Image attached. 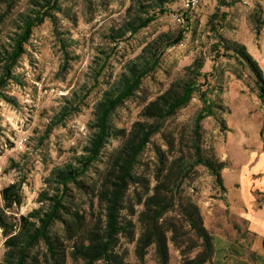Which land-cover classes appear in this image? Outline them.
<instances>
[{"label": "rangeland", "instance_id": "obj_1", "mask_svg": "<svg viewBox=\"0 0 264 264\" xmlns=\"http://www.w3.org/2000/svg\"><path fill=\"white\" fill-rule=\"evenodd\" d=\"M40 2L44 0H0V55L13 48V38L21 31L19 15L40 9ZM132 2L60 0L59 8L51 10L54 17H46L33 28L26 53L14 68L17 79L3 89L6 97H0V189L21 182L24 202L15 210L17 216L38 207L39 193L53 167L84 152L94 105L109 83L159 33L176 35L184 31L179 44L163 49L158 66L144 78L141 88L115 109L111 125L128 133L143 118L140 113L146 104L172 82L194 78L195 63L203 64L193 97L163 122L160 132L152 136L138 158L134 169L137 178L126 189L119 212V224L126 229L119 233L116 246L130 264H158L155 244L141 258L136 253V239L147 198L162 183L161 193L168 208L160 223L168 241V264H191L202 250V239L190 228L179 203L181 198H191L204 206L205 201L218 197L221 188L204 165L196 166L181 186H174L173 178L167 177L169 164L175 159L194 161L196 145L215 149L213 129L223 130L226 117L234 116L237 107L245 106L252 114L264 105L260 97L264 93V0H202L195 11L185 13L184 25L171 16L178 4H168V11L148 26L120 39L123 47L118 50L110 33L122 28ZM220 37L245 44L262 69L263 78L259 79L241 57L226 49ZM201 94L215 103L218 120L212 116L203 119L199 136L195 117L203 106ZM64 105L72 107L73 112L59 120ZM123 140V136L109 137L99 160L88 172L85 180L90 187L95 185V191ZM74 193L87 224L104 226L106 211L95 194L91 190ZM56 228L63 232L60 225ZM5 239L0 228V263ZM69 264H74L71 259Z\"/></svg>", "mask_w": 264, "mask_h": 264}, {"label": "trees", "instance_id": "obj_2", "mask_svg": "<svg viewBox=\"0 0 264 264\" xmlns=\"http://www.w3.org/2000/svg\"><path fill=\"white\" fill-rule=\"evenodd\" d=\"M59 1L44 0L40 2V9L19 15L21 31L16 32L13 38L15 41L13 48L0 55V97H6L3 89L12 79H17L14 68L26 53L25 45L29 42L33 28L41 24L46 17H54L51 10L59 8ZM180 1L151 0V3L147 4L141 0H133L122 28L110 33L112 42L127 37L129 33L130 36L137 33L159 14L167 12L168 4L173 6ZM183 38L184 31L176 35L161 32L147 43L135 59L126 63L124 71L109 83L94 105V117L89 123L91 133L84 152L75 156L72 161L53 167L50 175L45 178L46 186L39 193L38 207L27 214L17 216L18 212L15 210L24 202L21 182L15 181L0 189V228L6 238L0 264H69V259L74 264H130L124 253L116 251L118 235L121 230L126 229L124 225L119 224L118 219L124 193L137 178L134 172L135 165L152 136L160 132L163 122L185 105L198 89L197 79L202 75L203 64L198 61L195 63L197 68L194 70V78L172 82L169 88L146 104L140 113L143 118L137 120L128 133L114 129L111 125V116L118 106L141 88L144 78L155 70L163 49L179 44ZM220 42L225 44L226 49L241 57L259 79L263 78L262 69L248 52L245 44L224 41L222 37ZM260 97L264 100V93H261ZM201 99L203 106L195 117V131L199 136L203 129V119L212 116L218 120L217 111L214 109L215 103L204 94H201ZM71 109L72 107L64 105L59 120L70 115L73 112ZM112 135L123 136L124 140L112 154L108 171L95 191V185L90 187L85 178L99 160L108 138ZM194 152L196 157L194 161L184 162L175 159L169 164L167 177L173 178V185L181 186L196 166L204 165L224 191L226 188L221 171L227 163L218 157L214 148L205 149L201 145H196ZM89 190L104 205L106 211L105 224L100 228L89 226L78 208L79 203L74 191L80 195L89 193ZM161 192L162 183L156 185L155 193L147 198L146 210L141 213L142 228L136 239V253L143 258L148 247L155 244L157 263L168 264L170 260L168 241L160 223V218L168 208V201ZM181 199L179 206L186 221L202 239V250L191 264H205L211 261L214 253L213 237L204 224L198 203L191 198ZM57 225L63 228V232L59 233ZM173 242L176 245L174 236Z\"/></svg>", "mask_w": 264, "mask_h": 264}, {"label": "crops", "instance_id": "obj_3", "mask_svg": "<svg viewBox=\"0 0 264 264\" xmlns=\"http://www.w3.org/2000/svg\"><path fill=\"white\" fill-rule=\"evenodd\" d=\"M264 105L250 114L237 107L226 128L213 129L225 186L199 205L211 232V264H264Z\"/></svg>", "mask_w": 264, "mask_h": 264}, {"label": "built area", "instance_id": "obj_4", "mask_svg": "<svg viewBox=\"0 0 264 264\" xmlns=\"http://www.w3.org/2000/svg\"><path fill=\"white\" fill-rule=\"evenodd\" d=\"M201 1L202 0H181L178 3V9L171 12L173 20L179 25H184L186 23L185 13L195 11L199 7ZM128 37H130V33ZM114 46L119 50L123 47V42L121 40L116 41Z\"/></svg>", "mask_w": 264, "mask_h": 264}]
</instances>
